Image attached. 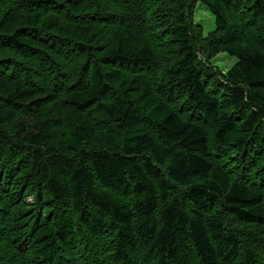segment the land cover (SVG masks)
I'll return each mask as SVG.
<instances>
[{
    "label": "trees",
    "instance_id": "1",
    "mask_svg": "<svg viewBox=\"0 0 264 264\" xmlns=\"http://www.w3.org/2000/svg\"><path fill=\"white\" fill-rule=\"evenodd\" d=\"M0 264H264V0H0Z\"/></svg>",
    "mask_w": 264,
    "mask_h": 264
},
{
    "label": "rangeland",
    "instance_id": "2",
    "mask_svg": "<svg viewBox=\"0 0 264 264\" xmlns=\"http://www.w3.org/2000/svg\"><path fill=\"white\" fill-rule=\"evenodd\" d=\"M193 20L196 24L200 25L203 29V35H206L213 29L214 21L213 17L210 13L205 10L201 5H197L194 13H193ZM235 62L234 58L230 56L220 53L215 58L211 60L212 66L217 68L221 72H225L228 70L233 63Z\"/></svg>",
    "mask_w": 264,
    "mask_h": 264
}]
</instances>
